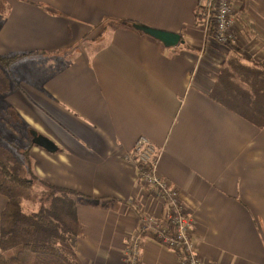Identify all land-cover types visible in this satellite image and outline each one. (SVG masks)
<instances>
[{"label": "crops", "instance_id": "crops-1", "mask_svg": "<svg viewBox=\"0 0 264 264\" xmlns=\"http://www.w3.org/2000/svg\"><path fill=\"white\" fill-rule=\"evenodd\" d=\"M6 1L0 56L20 55L19 79L6 95L22 119L15 139L30 143L28 127L52 139L57 152L31 150L37 174L87 196L78 204L81 264H127L124 251L137 237L139 264H178L141 233L145 213L164 214L162 201L147 194L154 189L139 183L133 151L143 137L195 220L199 256L264 264V125L212 94L223 65L228 90L233 81L244 85L227 62L236 52L249 69L264 62V0L233 3L234 48L206 32L199 0ZM136 22L178 32L183 42L166 47ZM6 204L0 194V215Z\"/></svg>", "mask_w": 264, "mask_h": 264}, {"label": "trees", "instance_id": "trees-1", "mask_svg": "<svg viewBox=\"0 0 264 264\" xmlns=\"http://www.w3.org/2000/svg\"><path fill=\"white\" fill-rule=\"evenodd\" d=\"M9 8L6 0H0V13L6 14ZM19 57L0 56V107L6 110L5 117L0 110V121L6 118L15 125L22 119L7 102L6 95L15 84L5 69ZM227 62L234 66V75L244 85L233 81L228 90L226 82L231 71L223 65L212 90L214 98L257 126H263L264 62L252 69L238 57ZM2 135L0 130V194L7 198V204L0 215V264H81L77 245L84 234V225L78 216V204L87 196L50 183L37 174L31 155L36 146L32 137L30 143L22 145ZM142 234L155 237L147 230Z\"/></svg>", "mask_w": 264, "mask_h": 264}, {"label": "built area", "instance_id": "built-area-1", "mask_svg": "<svg viewBox=\"0 0 264 264\" xmlns=\"http://www.w3.org/2000/svg\"><path fill=\"white\" fill-rule=\"evenodd\" d=\"M235 1L199 0L198 9L202 25L216 42L225 46L236 41L235 33L231 31L235 23L232 13ZM133 152L137 161L140 186L153 188L164 209L162 216L145 213L142 216V230L153 233L162 245L173 251L178 264H210L198 254L192 236L195 220L187 211L179 190L158 173L160 153L157 147L143 137L137 142ZM140 255L141 242L140 237H137L126 247L124 257L127 264H139Z\"/></svg>", "mask_w": 264, "mask_h": 264}, {"label": "water", "instance_id": "water-1", "mask_svg": "<svg viewBox=\"0 0 264 264\" xmlns=\"http://www.w3.org/2000/svg\"><path fill=\"white\" fill-rule=\"evenodd\" d=\"M133 28L142 31L143 33L161 41L166 47H176L183 42L182 35L178 32L167 31L149 25L136 22L132 24ZM32 142L48 152L55 153L58 151V145L46 135L38 133L36 130H31Z\"/></svg>", "mask_w": 264, "mask_h": 264}, {"label": "rangeland", "instance_id": "rangeland-1", "mask_svg": "<svg viewBox=\"0 0 264 264\" xmlns=\"http://www.w3.org/2000/svg\"><path fill=\"white\" fill-rule=\"evenodd\" d=\"M1 15H3L2 13H1ZM233 27H234V25L231 27V31L233 32V33H235L234 32V30H233ZM236 36V35H235ZM236 42V41H235ZM235 44L236 43H231V44H229V45H227L226 47L227 48H234L235 47ZM225 46V45H224ZM219 52L220 53H222V54H224V50H219ZM236 51H235V49L233 50V54L235 53ZM219 53V55H221ZM232 54V55H233ZM235 55V57H238V58H240L241 59V61L242 60H245L243 57H242V53H238V52H236V54H234ZM8 57H11V56H8ZM8 59H10V58H8ZM12 59V58H11ZM15 61V60H14ZM11 62L10 63V66H9V70H10V72H9V70L6 68L5 69V71H6V73H7V76L11 79V82L13 83V84H16V81H18V79H19V76L20 75H17V76H15L16 75V69H18V68H16L17 67V64L16 65H14V63L16 62V61H18L17 59H16V61L15 62ZM14 65V67L12 68L13 70H11V66H13ZM256 98H259V95H257L256 96ZM2 120H4V121H0V130H1V132L3 133V138L4 139H6V140H10V141H13V142H17L18 140H16L15 138H19V139H21V134H19L15 129L18 127V124H13L12 122L11 123H9L8 121H6V118L4 119V118H2ZM3 124H5L6 126L8 125V128H7V131L6 130H4V128H3ZM9 129V130H8ZM8 132V133H7ZM12 133V134H11ZM32 136L30 135V138H31ZM14 138V139H13ZM19 142V141H18ZM21 144V143H20ZM23 145V144H22ZM33 166H35V160L33 159ZM150 187H148V186H145V187H143V189H145V190H148ZM147 194L149 195V196H152V198H154L155 200H157V201H159V199H158V197H157V194L155 193V191H152V190H150V191H148L147 192ZM151 198V199H152ZM157 198V199H156ZM194 229V228H193ZM83 264V263H82Z\"/></svg>", "mask_w": 264, "mask_h": 264}, {"label": "flooded vegetation", "instance_id": "flooded-vegetation-1", "mask_svg": "<svg viewBox=\"0 0 264 264\" xmlns=\"http://www.w3.org/2000/svg\"><path fill=\"white\" fill-rule=\"evenodd\" d=\"M31 135V134H30ZM32 136V135H31ZM33 138V137H32Z\"/></svg>", "mask_w": 264, "mask_h": 264}]
</instances>
